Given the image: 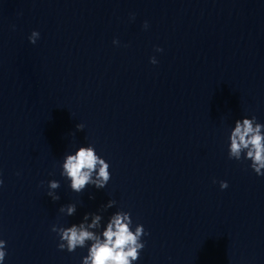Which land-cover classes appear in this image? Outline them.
I'll return each instance as SVG.
<instances>
[{
	"label": "clouds",
	"instance_id": "clouds-1",
	"mask_svg": "<svg viewBox=\"0 0 264 264\" xmlns=\"http://www.w3.org/2000/svg\"><path fill=\"white\" fill-rule=\"evenodd\" d=\"M145 27L147 23L145 22ZM39 33L32 32L29 37L30 41L35 44L33 37ZM115 43V40L113 41ZM156 51H163L161 48H156ZM150 63L156 64L155 57L150 58ZM256 117L252 119H243L241 122L237 120L235 128L231 132L229 159L240 161L241 153L246 151L243 159L250 160L251 169L258 175L264 176V124L254 123ZM78 128H83V125H77ZM110 165L105 162L104 158L97 155L93 147H80L74 155H67L62 165V176H66L70 180V189L73 192L81 193L89 184L97 189H103L111 179ZM93 173L96 174L93 179ZM3 181L0 180V184ZM51 189H57L60 184L56 180L49 181ZM221 189H226L228 184L226 181L220 182ZM48 195L52 199L59 200L60 197L53 195L51 192ZM93 198V197H90ZM111 203L109 206H111ZM61 211H64L62 208ZM76 211L75 205L67 206V214L71 216ZM129 213H117L114 215L103 232V239L96 236L93 232L88 231L83 223L79 226L72 225L67 228L57 229L52 227V231L56 232L60 238L58 248L60 250L67 249L68 252H73L77 247H84L86 241H93L88 249V254L83 257L82 264H131V260L138 258V249H143L144 244L139 243L138 239L141 234L147 235L143 226H137L135 232L130 231ZM88 214L84 219L87 220ZM100 216H94L92 223L88 228L97 226ZM6 241L0 239V264L6 257Z\"/></svg>",
	"mask_w": 264,
	"mask_h": 264
}]
</instances>
